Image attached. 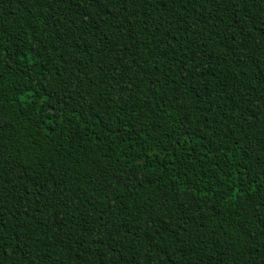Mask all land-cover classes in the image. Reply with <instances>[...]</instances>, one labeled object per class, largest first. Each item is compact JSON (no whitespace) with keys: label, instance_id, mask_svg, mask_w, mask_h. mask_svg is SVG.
Returning <instances> with one entry per match:
<instances>
[{"label":"trees","instance_id":"obj_1","mask_svg":"<svg viewBox=\"0 0 264 264\" xmlns=\"http://www.w3.org/2000/svg\"><path fill=\"white\" fill-rule=\"evenodd\" d=\"M0 264H264V0H0Z\"/></svg>","mask_w":264,"mask_h":264}]
</instances>
